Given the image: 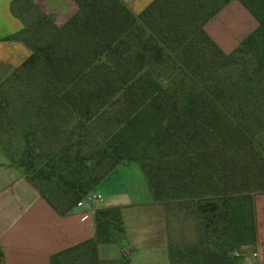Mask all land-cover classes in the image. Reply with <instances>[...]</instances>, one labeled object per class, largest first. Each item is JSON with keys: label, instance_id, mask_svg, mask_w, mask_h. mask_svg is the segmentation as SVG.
Here are the masks:
<instances>
[{"label": "trees", "instance_id": "trees-1", "mask_svg": "<svg viewBox=\"0 0 264 264\" xmlns=\"http://www.w3.org/2000/svg\"><path fill=\"white\" fill-rule=\"evenodd\" d=\"M73 1L77 10L62 25L31 0L11 2L12 12L24 27L9 38L22 39L32 51L18 68L31 69L43 77L34 107L47 119L37 131L44 132L46 139L64 137L59 150L49 157L50 169L41 168L36 173L29 158L40 138L33 139L36 131L28 134L25 151L29 162L19 166L42 196L57 211L66 213L115 167L131 162L140 164L153 193L149 174L153 164L145 160L146 153L153 151L193 185L202 184L191 190L208 185L211 190L202 188V196L212 194L231 200L230 205L235 206L246 191L256 188L264 192V149L254 139V134L264 130V0H240L258 26L230 52L204 29L228 0L213 4L198 27L200 39L192 38L185 26L169 22L165 32L156 34L157 16L171 13L173 0H152L139 14L123 0H110L109 9L116 14L108 26L100 15L96 19L95 0ZM136 23L147 37L142 49L131 52L127 47L113 58L107 49L94 48L95 40L102 36L104 42L110 38L113 44H123L125 34L132 32ZM160 48L167 49L163 61L150 62L147 51L154 53ZM242 54L252 58L240 63ZM187 61L194 65H189L194 87L185 97L174 83ZM200 68L204 71L201 77ZM148 79H157V89L144 84ZM56 117L72 122L71 127L63 129ZM245 164L254 172H246L250 179L241 186L240 169ZM41 176L55 182L59 201L66 206L44 195L35 180ZM259 192L247 195L250 219L243 226L226 224L227 231L232 227L233 235L244 233L241 237L245 240L223 239L217 224L213 238L198 234L197 242L188 249L190 257L200 264H233L231 252L256 237L254 197ZM164 197L161 194L157 200ZM94 220L95 237L53 254L50 264H62V258L82 249L92 250L97 264L105 262L97 257L98 245L117 242L125 232L122 208H97Z\"/></svg>", "mask_w": 264, "mask_h": 264}, {"label": "crops", "instance_id": "crops-1", "mask_svg": "<svg viewBox=\"0 0 264 264\" xmlns=\"http://www.w3.org/2000/svg\"><path fill=\"white\" fill-rule=\"evenodd\" d=\"M12 1L0 0V47L9 43L11 46L7 47L25 49L24 53L28 51L30 55L32 51L22 39L9 38L24 27L11 10ZM31 1L44 13L53 15L57 25L64 24L77 10L73 0ZM123 1L139 14L152 0H134V9L128 0ZM257 26V19L240 0H228L205 23L204 29L224 51L230 52L213 32H252ZM23 62L10 52L3 53L0 48V84ZM91 192L100 193L102 198L84 201L60 213L42 196L21 167L9 157L0 161V264H50L53 254L94 238L95 210L114 206L122 208L126 228L117 242L98 245L101 259L111 261L125 255L130 264L175 262L176 246L185 239L187 227L147 211L146 206L157 201L139 163L118 165ZM254 209L256 237L231 252L233 264H264V192L255 195ZM122 240L130 247L121 244ZM118 243L121 255L112 257L110 247ZM234 251L239 255H234Z\"/></svg>", "mask_w": 264, "mask_h": 264}, {"label": "rangeland", "instance_id": "rangeland-1", "mask_svg": "<svg viewBox=\"0 0 264 264\" xmlns=\"http://www.w3.org/2000/svg\"><path fill=\"white\" fill-rule=\"evenodd\" d=\"M224 0H173V8L171 13L164 12V16H157V23L155 25V31L163 33L165 32V24L167 22L174 24L175 26H185L191 33V37L195 36L199 38L198 31L199 25L203 19L207 16L210 10L214 7L216 2L220 3ZM110 0H95L94 15L104 18V24L106 26L112 24L113 16L116 13L109 9ZM134 0H128V4L134 9ZM102 8L106 12L102 11ZM109 14V15H108ZM113 28V26H112ZM114 29V28H113ZM189 33V34H190ZM223 43V46L230 49H234L250 32H213ZM155 34V32H154ZM43 36V32H41ZM48 36V34H46ZM147 37L144 36V31L140 24L136 23L133 26L132 32L125 34V41L121 45L113 44L110 38L104 42L103 36L100 40L96 39L94 42V48H105L109 54L115 58L121 50L130 48L131 52H135L138 49H142V43ZM154 41V40H153ZM200 45L205 43L200 42ZM11 46L7 43L1 46L3 53L10 52V54L16 57V60L23 62L29 54L28 51L24 53L23 49ZM11 48V49H9ZM29 49H31L29 47ZM147 59L150 62L163 61V54L167 52V49L160 48L156 52L147 51ZM30 53V52H29ZM175 54V53H174ZM188 53H186L187 56ZM252 55L242 54L238 58V62L245 63ZM194 66L189 61L184 63L181 67V75L176 78L174 86H179L181 94L188 96L192 92L194 84H192L191 75L189 71L190 66ZM200 77L204 75L203 69L200 68ZM43 77L40 73H35L31 69L18 68L13 74L6 76V78L0 84V161L6 160L8 157L16 165H20L21 162H29L26 157V145L28 140V134L33 131L34 138H40V141L33 146V153L30 155V160L33 161L32 172H38L39 169H50L49 157L52 153L59 150V147L64 142V137L60 135L49 136L44 138V132H38V126L44 123L47 117H41L35 110V104L37 102V96L41 94L40 86L42 85ZM178 79H180L178 81ZM159 81L158 84H161ZM145 85L150 86L151 89H157V79L146 81ZM142 87L144 85H141ZM140 86V90H141ZM131 94L129 93V98ZM56 122L62 124L63 129L70 128L72 122H62L61 118L56 117ZM254 139L258 145L264 149V130H261L254 134ZM145 160L153 164V170L149 171L150 184L154 193V198L157 203L148 204L146 206L147 211L151 214L157 215V217L163 216L166 221L177 222L179 226H186V234L183 240L178 242L176 246L178 253L175 254V262L173 264H200L197 258L190 257L187 253L189 248H192V244L197 242L198 234H208L209 238H213L217 232L215 229L217 224L221 228V236L227 240H245V237H241V234L227 231L226 224H238L244 225L250 219V207L249 198L247 195L259 192L256 188L253 191H246L244 197L237 204L230 205L231 200L216 197L214 195H201L202 188L210 191L208 185L202 186L200 190H191L193 186H201L200 183L192 184L190 178L178 172L174 166L169 165L163 160L157 157V151L146 153ZM202 164V162H201ZM204 165V164H203ZM20 167V166H19ZM205 167V166H204ZM24 171V167H21ZM206 168V167H205ZM243 172L242 179L239 184L244 185L245 181L250 179L246 172L253 173V167L244 165L240 169ZM31 174V173H30ZM45 176V174H44ZM41 176L36 178V184L44 193V195L53 201L55 204L66 206L65 203L61 204L59 201L60 191L57 189L55 182L51 178ZM44 177V178H43ZM196 187V188H197ZM198 190V191H197ZM197 191V192H196ZM177 193L175 196L172 194ZM165 196L162 199L157 200V196ZM169 196L166 198V196ZM209 201H205L208 200ZM221 210V212H219ZM243 229V232H246ZM186 236V237H185ZM197 236V237H196ZM226 236V237H225ZM247 239V238H246ZM241 241V240H240ZM121 244L126 247H130L129 244L122 240ZM157 247L160 245L157 242ZM112 257H120V244L111 245ZM100 260H103L97 256ZM62 264H97L94 261L92 250H77L67 258L61 259ZM101 264H130L128 258L122 255L120 259L105 261Z\"/></svg>", "mask_w": 264, "mask_h": 264}, {"label": "built area", "instance_id": "built-area-1", "mask_svg": "<svg viewBox=\"0 0 264 264\" xmlns=\"http://www.w3.org/2000/svg\"><path fill=\"white\" fill-rule=\"evenodd\" d=\"M102 196L100 193H93V192H89L85 198L83 200H81L78 204L83 203L84 201H88V202H92L94 200H99L101 199ZM234 255H239V253L237 251H234Z\"/></svg>", "mask_w": 264, "mask_h": 264}]
</instances>
